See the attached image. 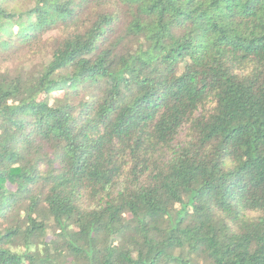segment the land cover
<instances>
[{"label":"trees","instance_id":"1","mask_svg":"<svg viewBox=\"0 0 264 264\" xmlns=\"http://www.w3.org/2000/svg\"><path fill=\"white\" fill-rule=\"evenodd\" d=\"M0 264H264V0H0Z\"/></svg>","mask_w":264,"mask_h":264},{"label":"rangeland","instance_id":"2","mask_svg":"<svg viewBox=\"0 0 264 264\" xmlns=\"http://www.w3.org/2000/svg\"><path fill=\"white\" fill-rule=\"evenodd\" d=\"M126 49V48H125ZM34 54H32V55H22V57L24 58V59H33V58H35V56H33Z\"/></svg>","mask_w":264,"mask_h":264}]
</instances>
